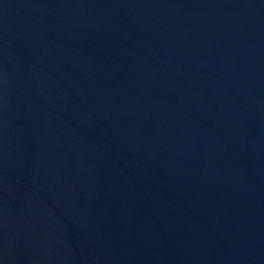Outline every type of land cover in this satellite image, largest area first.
<instances>
[{"label": "water", "instance_id": "obj_1", "mask_svg": "<svg viewBox=\"0 0 264 264\" xmlns=\"http://www.w3.org/2000/svg\"><path fill=\"white\" fill-rule=\"evenodd\" d=\"M0 264H264V0H0Z\"/></svg>", "mask_w": 264, "mask_h": 264}]
</instances>
